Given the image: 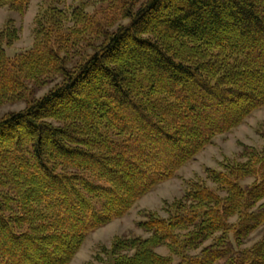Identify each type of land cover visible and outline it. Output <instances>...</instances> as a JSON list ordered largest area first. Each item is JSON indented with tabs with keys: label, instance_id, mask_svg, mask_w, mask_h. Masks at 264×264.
<instances>
[{
	"label": "trees",
	"instance_id": "16d2710c",
	"mask_svg": "<svg viewBox=\"0 0 264 264\" xmlns=\"http://www.w3.org/2000/svg\"><path fill=\"white\" fill-rule=\"evenodd\" d=\"M51 1L29 49L8 55L20 29H0V106L28 102L0 117V264H69L91 232L264 107V0ZM244 157L210 169L214 186L193 181L168 217L148 213L149 236L116 237L108 264H264V234L235 248L264 227V144Z\"/></svg>",
	"mask_w": 264,
	"mask_h": 264
},
{
	"label": "rangeland",
	"instance_id": "374dc122",
	"mask_svg": "<svg viewBox=\"0 0 264 264\" xmlns=\"http://www.w3.org/2000/svg\"><path fill=\"white\" fill-rule=\"evenodd\" d=\"M83 1H89L90 3L98 2V0H64L60 6L68 8ZM51 2V0H31L29 8L24 14L11 10L9 7L0 8V29L8 19H14L16 26L20 29V38L11 47L6 48L8 55L13 56L18 52L29 49L33 45L36 16L41 9L43 10L48 7ZM57 82H60V78L55 82L35 88L30 96L36 98L42 97ZM27 103L23 99L0 106V117L9 112H16L26 108ZM263 144L264 107L253 111L243 123L229 132L217 135L211 144L199 152L193 160L179 169L173 178L158 184L137 200L126 215L91 232L69 264H108L106 251L112 247L116 237L149 236V233L139 226V222L144 221L148 213L154 212L161 217H168V209L172 202L175 199L182 198L193 181H204L210 186H214V183L209 178L210 169L222 171L224 163L245 160L244 152L246 147L259 148ZM253 180L252 178L247 179L244 183H252ZM232 221H237V217L233 218ZM263 234L264 227L258 228L245 239L243 244H235L236 250L252 247L262 238ZM231 238L233 240V237ZM212 242V240H208L202 247ZM200 249L194 251L193 254L198 253ZM156 251L162 255L171 254L169 248L166 246H160L156 248ZM173 257L175 259L174 264H176L179 256Z\"/></svg>",
	"mask_w": 264,
	"mask_h": 264
}]
</instances>
